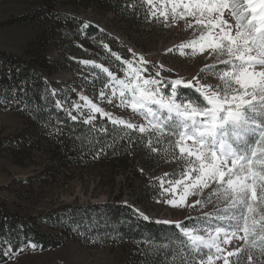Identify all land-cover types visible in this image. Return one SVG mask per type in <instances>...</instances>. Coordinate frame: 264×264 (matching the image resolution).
<instances>
[{
    "label": "snow or ice",
    "instance_id": "6c2138e0",
    "mask_svg": "<svg viewBox=\"0 0 264 264\" xmlns=\"http://www.w3.org/2000/svg\"><path fill=\"white\" fill-rule=\"evenodd\" d=\"M145 2L151 6L150 17H162L164 22L171 18L172 23L183 21L186 28L199 33L180 45L181 54L190 49L193 56L200 53L213 57L215 62L205 65L201 72L211 73L220 83L200 84L195 77L187 81L162 78L159 69L154 74L150 71V62L144 56L128 49L129 59L111 52L121 63L123 78L103 64L88 60L82 63L106 74L108 83L104 87L110 88L111 94L100 91L101 100L112 103L118 97V107L130 108L145 123L114 117L87 96H80L83 105L75 103L73 107L81 115L82 109H88L85 124H93L95 114L99 113L112 125L126 130L129 138L132 133L150 137L146 147L153 154L158 151L152 147L153 142H165L173 151L178 150L184 167L179 179L167 181L169 187L161 181L160 196L171 197L164 199V203L193 210L197 205L211 203L213 196L218 205L223 203L224 207L217 208L215 213L187 217L188 226L181 221H156L174 223L179 235L185 238L178 242L181 257L186 256L187 248L193 257L199 255L193 264H216L218 260L230 264L231 257L246 251L248 264H254L256 250L264 257V0ZM103 46L109 49L107 44ZM218 65L223 67L217 68ZM193 87L199 95L187 97L183 89ZM51 94L58 95L55 90ZM55 105L62 108L59 100ZM67 115L72 121L78 120L70 111ZM210 188L206 200L194 199L189 203V197ZM139 215L149 219L143 213ZM234 239L243 244L232 251L222 247L232 244ZM28 246L33 250L38 247L31 243ZM170 247L155 245L157 254L160 248ZM172 259L176 260L175 254ZM181 264L187 261L182 259Z\"/></svg>",
    "mask_w": 264,
    "mask_h": 264
},
{
    "label": "trees",
    "instance_id": "16d2710c",
    "mask_svg": "<svg viewBox=\"0 0 264 264\" xmlns=\"http://www.w3.org/2000/svg\"><path fill=\"white\" fill-rule=\"evenodd\" d=\"M69 1L72 5L113 13L122 26L126 25V32H141L150 23L159 25L163 22L162 18L157 20L149 16L151 6L145 0ZM43 5L14 20L19 24L38 22L42 27L30 44L28 54L19 57L0 50V99L28 124L27 132L19 136L21 138L12 140L9 146V149L17 146L13 153L20 157V163L30 155L26 154L27 149L46 152L55 163L49 171L46 169L42 179L51 178L54 181L59 177L67 180L76 171L86 173L90 169L93 172L99 170L98 176L103 175L101 171L104 170L106 175L128 172L138 179H145L147 170L144 169V162L146 166H161L171 160H175L176 165L183 164L178 150L173 151L165 142H153L152 147L158 149L153 154L146 147L150 139L148 136L132 133V138H129L125 135L126 130L112 125L99 114L93 124L83 123L86 115L72 121L65 108H56L58 97L51 94L50 84L45 79L46 75L50 76L55 71L54 64L47 57L49 46L80 48L83 45L79 46L77 42L87 38L92 44L89 46L86 42L87 46L98 51L103 59L107 57L108 65L118 73L121 63L111 56V52L123 59L131 58V53L126 46L86 19L60 11L54 0H44ZM104 44L111 51L105 49ZM99 78L103 79L100 86L104 87L108 78L102 73L98 74ZM183 92L187 97L198 96L191 89H183ZM101 128L107 131L101 132ZM189 223L186 219L183 226ZM50 229L55 234L49 233ZM183 239L175 224L145 220L134 207L119 202L118 198L84 206L66 204L29 217L18 216L0 205V240L4 242L0 243V262L7 259L5 246L14 252H22L31 248L28 246L31 243L38 246L35 250H46L75 240L90 248H118L122 255L121 264H181L182 259L187 264H193L194 259L198 261V254L193 257L187 248L184 249L186 256L178 254V242ZM158 244H170L171 247L160 248L157 254L155 245ZM174 254L175 261L172 259Z\"/></svg>",
    "mask_w": 264,
    "mask_h": 264
},
{
    "label": "rangeland",
    "instance_id": "374dc122",
    "mask_svg": "<svg viewBox=\"0 0 264 264\" xmlns=\"http://www.w3.org/2000/svg\"><path fill=\"white\" fill-rule=\"evenodd\" d=\"M43 1L0 0L1 51L7 52V54L13 53L19 57H25V54H28L30 44L36 39L42 27L38 22L27 21L19 24L14 23V20L41 8L44 6ZM54 1L60 11L86 19L114 37L127 49H132L135 53L144 56L150 62L148 67L153 74L155 70L159 69L160 76L165 79L187 81L195 77L200 84L215 85L220 83L218 78L211 73L201 72L205 65L215 62L213 57L200 53L193 56L190 49H185L181 54L180 45L199 35L192 29L186 28L183 21L172 23L169 18L168 22H160L159 25L162 27L150 23L142 31L139 30L141 32L134 30L126 32L124 29L126 25L122 26L113 13L99 12L93 7L87 9L84 6L72 5L69 0ZM86 42L89 46L92 45L89 43V39L81 38L77 42L79 46L83 45L80 48L75 46L64 48L62 45L48 47L47 57L54 64L55 71L50 76L46 75L45 79L50 84L51 90L58 93L57 97L61 101L62 109L65 108L77 117L82 116L73 105L75 103L83 105L85 102L80 99V96H87L93 103L112 113L114 117L137 124L145 123L143 117L133 114L130 108L118 107V97H114L112 103H109L107 99H100V91L103 90L107 95H110L111 89L100 86V81L103 79H98V74H101L99 69L86 65L82 61H93L103 64L110 71L113 69L108 65L107 57L103 59L100 53L87 46ZM160 65H163L162 69ZM222 67V65L217 66V68ZM115 73L118 77L123 78L122 70ZM102 74L106 76V74ZM196 80H193L194 85ZM185 89L194 90V87ZM82 112L86 116L89 114L86 108L82 109ZM27 129L26 119L14 110L8 109L6 103L0 99V205L18 216H38L42 212H48L66 204H82L84 206L112 201L114 198L134 207L139 213H143L154 221L184 222L189 216H202L204 212L215 213L217 208L224 207L223 203L219 205L216 203L215 196L212 197L211 203H206L203 207L197 205L195 210L188 207L175 208L163 202L164 199L171 197L167 194L164 197L160 196L161 181H165L164 187H169L167 181L179 179L184 161L183 164L176 165L175 160H171L169 163L163 162L161 166L157 164L146 166V162H144V169L147 170L144 176L146 180L138 179L128 172L106 175L102 170L101 174L104 176H98L99 170L93 172L91 169L86 173L76 171L72 178L67 180L62 177H59L57 181L51 178L42 179L46 169L49 171V167L55 163L46 152L27 149L26 154L30 155L24 159L23 163H20V157L13 153L17 146L13 143L15 148L9 149L11 141L21 138L19 136L24 135ZM211 191V188L205 189L198 196L189 197V203L194 199L206 200ZM44 230L47 229L44 228ZM48 232L55 234L53 229ZM0 243L4 242L0 240ZM242 244L243 241L234 239L232 244L222 245V247L232 251L234 247H239ZM4 251L9 254L7 259L0 264L122 263V255L118 248L111 246L90 248L75 240L46 250L27 248L22 252H14L10 247L5 246ZM253 261L254 264H264V257L258 250L253 253ZM216 264H223V261L218 260ZM230 264H248L247 252L244 251L238 256L231 257Z\"/></svg>",
    "mask_w": 264,
    "mask_h": 264
}]
</instances>
